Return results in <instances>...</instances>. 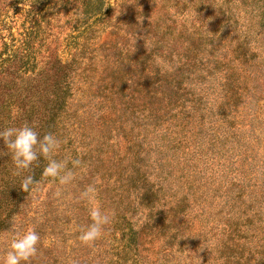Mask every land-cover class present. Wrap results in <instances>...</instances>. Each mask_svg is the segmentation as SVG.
Here are the masks:
<instances>
[{
  "label": "rangeland",
  "instance_id": "obj_1",
  "mask_svg": "<svg viewBox=\"0 0 264 264\" xmlns=\"http://www.w3.org/2000/svg\"><path fill=\"white\" fill-rule=\"evenodd\" d=\"M0 83L45 112L65 86L46 133L72 175H5L38 183L2 208L0 255L15 219L30 264H264V0H0Z\"/></svg>",
  "mask_w": 264,
  "mask_h": 264
},
{
  "label": "clouds",
  "instance_id": "obj_2",
  "mask_svg": "<svg viewBox=\"0 0 264 264\" xmlns=\"http://www.w3.org/2000/svg\"><path fill=\"white\" fill-rule=\"evenodd\" d=\"M0 142L12 161L15 174L30 169L39 158L46 161L42 172V179H53L60 185L69 183L72 179L71 172L66 170L69 161L67 159H56L55 156L61 147V140L51 132L40 135L27 123L19 126H10L0 129ZM72 164L78 165V160ZM37 181L32 175H26L21 181L20 188L29 192L31 186ZM93 192L91 187L85 188L81 193L82 199H89ZM59 196V192L56 193ZM90 222L79 228L78 239L82 244H90L102 235L106 225L110 223V216L99 207L89 209ZM10 237L0 255V264H30L38 253V244L41 241L40 234L35 228H24L15 219L10 228Z\"/></svg>",
  "mask_w": 264,
  "mask_h": 264
},
{
  "label": "trees",
  "instance_id": "obj_3",
  "mask_svg": "<svg viewBox=\"0 0 264 264\" xmlns=\"http://www.w3.org/2000/svg\"><path fill=\"white\" fill-rule=\"evenodd\" d=\"M174 70V72L166 73L172 81H175L177 79V71H181V69L179 68H176ZM176 83L179 85V82ZM59 86L60 85L57 86V91L54 90L55 92H53V98L50 100L51 104L50 106H47L46 112L43 109V102L40 98L39 101L37 100V102H32L28 93L23 96H21V94L14 95V98L12 96H8V98L5 95V93L7 94V92L3 91L0 87V129L10 126H19L24 123L31 125V123L34 122L33 126L40 135L46 133L47 130L55 124L56 117L59 113L58 110L61 107V102L64 97L65 86ZM33 88V85L30 84L29 93L31 92V90H33ZM27 99L29 101V104L27 103ZM9 102L11 104H8ZM8 105L11 109L15 107V114L11 121L3 122L1 120V115L4 113L5 108H7ZM4 152H6V149H4L2 142H0V212L4 206L12 204L16 197L21 192H23L20 188L22 180L13 182L11 180L5 179V175L9 174L11 170L13 171V173H15V170L10 157L3 154ZM32 166H36L35 162ZM8 224V220L2 217L1 212L0 229H7Z\"/></svg>",
  "mask_w": 264,
  "mask_h": 264
}]
</instances>
